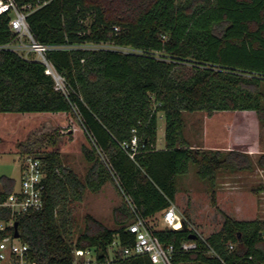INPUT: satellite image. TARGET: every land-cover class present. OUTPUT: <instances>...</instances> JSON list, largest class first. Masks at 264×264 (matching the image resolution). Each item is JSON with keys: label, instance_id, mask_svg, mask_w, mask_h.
I'll return each mask as SVG.
<instances>
[{"label": "trees", "instance_id": "1", "mask_svg": "<svg viewBox=\"0 0 264 264\" xmlns=\"http://www.w3.org/2000/svg\"><path fill=\"white\" fill-rule=\"evenodd\" d=\"M14 1L20 8L39 6L27 17L38 43L68 49L47 53L66 81L67 94L55 89L42 63L0 49V115H71L80 119L91 146L82 149L90 165L85 181L63 166L52 136V151L40 150L46 137L19 146L23 157L40 159L46 173L44 208L18 218L20 241L30 247L34 264H73L76 251L88 250L95 252L98 264H152L147 257H123L135 242L128 231L133 221L129 209L119 211L122 218L114 229L87 217L86 229L75 242L69 239L68 208L82 201L87 189L99 192L112 180L90 136L148 222L163 223L176 200L177 180L191 166L215 202L219 174L252 171L253 162L239 151L190 146L183 113L248 111L264 122V0ZM10 21L9 15L0 17V47L15 42ZM88 44L138 54L72 49ZM159 114L166 124L164 150L156 149ZM134 137L138 153L131 159L122 144ZM259 165L264 167V157ZM16 189L14 179L3 177L0 203ZM153 231L165 246L176 247L173 264H264L260 219L237 221L224 214L221 230L203 239L190 229L185 213L179 229ZM191 235L198 236V251L181 252ZM115 241L118 247L113 248ZM210 249L220 259L208 257Z\"/></svg>", "mask_w": 264, "mask_h": 264}, {"label": "rangeland", "instance_id": "2", "mask_svg": "<svg viewBox=\"0 0 264 264\" xmlns=\"http://www.w3.org/2000/svg\"><path fill=\"white\" fill-rule=\"evenodd\" d=\"M30 57L35 59L36 56L31 54ZM183 120L185 139L193 148L224 153L235 150L248 155L253 162L252 171L219 174L215 202L210 187L198 178L195 166L190 167L187 175L178 178V193L173 204L181 217L188 213L190 229L208 239L221 230L224 214L237 221H264V167L259 165L264 157V122L255 112L248 111H219L212 116L206 112L183 113ZM165 129L164 115L159 114L157 150L165 149ZM51 136L63 166L85 181L90 165L82 149L91 146L80 120L67 114L0 115V180L3 177L14 179L19 188L25 158L19 153V146L46 137L40 150L52 151L54 147L48 142ZM121 209H128V206L112 180H108L99 192L87 189L82 201L68 208L69 239L75 242L86 229L87 217L108 229L116 228L122 218ZM148 224L152 230L165 228L160 220Z\"/></svg>", "mask_w": 264, "mask_h": 264}, {"label": "built area", "instance_id": "3", "mask_svg": "<svg viewBox=\"0 0 264 264\" xmlns=\"http://www.w3.org/2000/svg\"><path fill=\"white\" fill-rule=\"evenodd\" d=\"M36 8H33L31 5L20 8L14 0H0V17L9 15L11 18L10 30L16 35L13 44L0 47V49L11 50L26 60H36L42 63L46 67V74L53 79L55 89L67 94L66 81L49 62L47 53L68 49L66 47L46 46L38 43L34 39L27 23V17ZM115 30L117 31L118 29L116 28ZM72 49L89 51L111 50L123 54H138V51L133 49L116 47L111 44H88L76 46ZM31 54L36 56L35 59L30 57ZM90 141L92 147H94L110 171L112 180L120 189V193L125 199L132 215L133 221L128 231L135 236V242L131 247L123 250V257H147L152 264H173L177 252L176 247L172 245L165 246L160 241L148 224V221L140 215L133 199L127 196L120 188L119 179L109 165L105 154L91 136ZM122 149L130 154V158L133 159L138 153L137 137H134L130 143H123ZM45 178L46 173L43 162L34 156H25L19 188L5 202L0 203V264H34L30 259V247L22 243L20 238H15V224L19 217L38 213L43 210L46 190ZM182 221L183 217L179 214L177 207L172 204L164 213V225L169 229H177V227L182 225ZM262 238L264 239V233L262 234ZM116 247H118L117 241L113 244V248ZM179 249L184 253H194L198 251L199 246L195 240L183 243ZM229 249L233 250L234 247L230 246ZM74 255L75 260L73 264H98L96 254L92 250L76 251ZM207 256L220 259L219 255L213 249L207 252Z\"/></svg>", "mask_w": 264, "mask_h": 264}, {"label": "water", "instance_id": "4", "mask_svg": "<svg viewBox=\"0 0 264 264\" xmlns=\"http://www.w3.org/2000/svg\"><path fill=\"white\" fill-rule=\"evenodd\" d=\"M15 238L18 239L20 237L19 231H18V223L15 224ZM198 236L197 235H191L190 236V241H195L197 240Z\"/></svg>", "mask_w": 264, "mask_h": 264}, {"label": "crops", "instance_id": "5", "mask_svg": "<svg viewBox=\"0 0 264 264\" xmlns=\"http://www.w3.org/2000/svg\"><path fill=\"white\" fill-rule=\"evenodd\" d=\"M38 115H61V114H38ZM23 116V115H22ZM26 116V115H25ZM164 150V149H163ZM25 157V156H24ZM177 196V195H176ZM209 238V237H208Z\"/></svg>", "mask_w": 264, "mask_h": 264}]
</instances>
